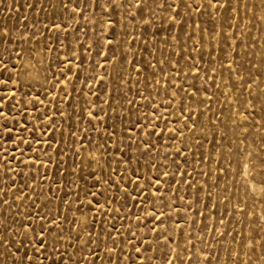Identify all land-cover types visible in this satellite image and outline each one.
Listing matches in <instances>:
<instances>
[{"label": "rangeland", "instance_id": "obj_1", "mask_svg": "<svg viewBox=\"0 0 264 264\" xmlns=\"http://www.w3.org/2000/svg\"><path fill=\"white\" fill-rule=\"evenodd\" d=\"M115 2L77 12L65 32L58 0H0L12 33L0 79L13 77L0 85V201L11 205L0 202V264H12L13 238L33 254L20 222L38 232L53 218L59 252L49 236L34 264H264V191L247 164L264 149V0H183L178 12L176 0H145L142 13ZM34 24L37 38L22 39ZM16 52L29 73L19 83Z\"/></svg>", "mask_w": 264, "mask_h": 264}, {"label": "snow or ice", "instance_id": "obj_2", "mask_svg": "<svg viewBox=\"0 0 264 264\" xmlns=\"http://www.w3.org/2000/svg\"><path fill=\"white\" fill-rule=\"evenodd\" d=\"M181 2H183V0H176V2H175V9L177 10V12L179 10ZM111 3H112L113 8L118 6L116 4L115 0H111ZM58 4H59V8L65 14H67V19H65L63 21L64 31L66 32L69 21L74 19L77 12H79L81 17H83V13H84L85 8L97 6L98 0H90V2H89V0H58ZM82 4L84 5V7H81ZM70 5H71V7H70ZM26 6L28 8H35L36 7L35 3H30V4H27ZM186 6L191 7L192 5H186ZM8 7H9V10H11L13 5H9ZM53 7L55 8L56 5L54 4ZM129 7H135L137 10V13H142L143 9L145 7V0H137V3L135 5H132L130 3ZM157 7L163 8V7H165V5L163 3H161V4L157 5ZM168 7L171 8L172 5H168ZM41 8H43V0H41ZM33 28L35 30L28 36L22 35V39H24L26 41L36 39L40 30H39V28H36L35 24L33 25ZM44 28L47 31H52L53 29L59 30L61 28V24L57 23L56 21H53L51 29L48 28L47 24L44 25ZM11 35H12L11 30L8 29L7 26L0 29V38H2L5 42L11 41ZM61 43H63V42L61 41ZM108 43H109V45H111V41H109ZM50 50H51L50 47L47 44H45L43 46V48L40 49V52L42 53L44 51H50ZM15 55L17 56V63H13L12 67H13V69H17V71L15 73V79H16L17 83H19L21 77L27 76V75H29V73H28L27 69L22 68L19 65L20 52H16ZM27 55L30 58L34 59L37 55L36 49L35 48L28 49ZM105 59H107V56H105ZM8 66H9V59L0 57V73L7 72ZM62 71L63 70H61V72ZM12 79H13L12 75H9L7 79H0V85L7 87L9 85V83L12 81ZM6 96H7V93H5L3 96H0V99H4ZM12 96L13 97L15 96V92L12 93ZM89 115L91 116L92 113H89ZM137 123H138V121H137ZM6 131H8L9 138H11V130L6 129ZM21 154H23V153H21ZM5 156H7V152H5ZM130 162L131 161L129 160V163ZM247 164L250 165V167H251V170L253 173V176H252L253 180L257 181L262 186V191H264V149H262L258 153L250 154V158L248 159ZM133 175L137 176V181H136L137 187L134 188L133 191L136 192L137 196H140L141 194H146L145 188L147 186H144V187L139 186L140 177L135 170L133 171ZM165 175H167V173H165ZM257 177L259 178L258 180H257ZM121 179H123V177H121ZM128 183H132V181L129 180ZM159 184H160V180H159V178H157L156 179V192L157 193L160 192ZM117 187H119V186L117 185ZM124 193L129 198H132L131 193L128 192L127 186H125V188H124ZM93 197L95 198V194H93ZM159 199L161 202H163V196L162 195L159 197ZM0 202H2L4 205H8L9 207H11V205L8 204L7 199H4ZM97 204H99V201H97ZM147 218H150L151 220L155 221L157 224L163 223L164 213H162V212L158 213V212L153 211L152 213L149 214L148 217H146V219ZM40 219L47 220L50 218L40 217ZM4 223H5L4 220H0V224H4ZM14 223H15V221H14ZM5 227L8 231L12 230L7 225H5ZM112 227L114 229L115 225H113ZM56 228H59V225L56 223V220L54 218L51 219V224L49 227H45L44 224H41L38 232H37V229L35 227H33L32 222L30 220L26 219L25 221L20 222L19 227H17L15 229V234L18 236H21L23 238L28 239V243L30 245H32L33 254L29 255L28 251L25 250L24 239H21L18 245L15 243L14 238L11 241H4L5 246H6L5 251L11 256L12 264H34L33 256H37V257L42 256L47 251V243H48L49 236L52 237V239L54 241L52 250L58 253L59 249L56 247V244L61 239V236L53 231V229H56ZM155 230L156 229L153 228V231H155ZM60 231L62 232L63 230L61 229ZM30 232L34 233L35 235L29 237ZM108 236H109V238H111V232L108 233ZM133 236H135L134 233H133ZM0 240H3V237H0ZM77 240L78 241L80 240L79 236H77ZM90 242L91 241L89 240V241H86L85 243H90ZM112 243H113V245L116 244L115 239L112 240ZM13 246L15 247L14 252L12 251ZM109 251H111V250H109ZM135 251L137 252V254H139L140 249L136 248ZM20 253H22V254L17 255ZM44 258L48 259V257L46 255H44ZM69 260H71V257H69ZM52 264H66V262L64 261L63 256H58V258L56 260L52 261ZM166 264H168V262H166Z\"/></svg>", "mask_w": 264, "mask_h": 264}]
</instances>
